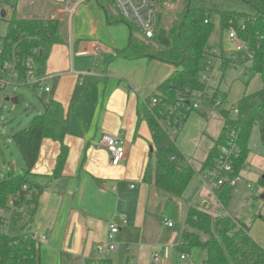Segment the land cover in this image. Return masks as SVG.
<instances>
[{"label": "crops", "instance_id": "1", "mask_svg": "<svg viewBox=\"0 0 264 264\" xmlns=\"http://www.w3.org/2000/svg\"><path fill=\"white\" fill-rule=\"evenodd\" d=\"M104 10V15L99 12L92 17L87 31L73 21L66 38L61 36L52 46L45 66L51 90L38 97L61 102L71 125L64 138L68 155L61 175L52 176L61 142L48 137L42 140L30 173L42 188L32 222L35 231L47 236L41 245V264H98L97 247L107 241L111 223L120 228L118 249L108 255L111 264H154V248L162 264H187L188 259H181V254L188 255L182 249L181 234L191 205L213 216L225 211L249 225L252 237L264 246V187L253 191L252 186L251 194L232 190L223 207L216 191L204 184L203 165L224 124L223 117L218 123L210 117L211 106L189 114L177 138L185 161L195 169L183 199H170L144 181L152 131L142 115L143 103L174 66L130 48V33L122 17L118 13L112 18ZM97 45L101 51L96 53ZM104 134L125 139V157L118 165L111 163L109 152L98 142ZM247 165L244 179L235 188L244 183L242 187L250 189ZM21 168L15 173L24 172V163ZM172 202L183 207L180 228L179 221L165 216ZM188 256L199 264L192 252Z\"/></svg>", "mask_w": 264, "mask_h": 264}, {"label": "trees", "instance_id": "2", "mask_svg": "<svg viewBox=\"0 0 264 264\" xmlns=\"http://www.w3.org/2000/svg\"><path fill=\"white\" fill-rule=\"evenodd\" d=\"M248 1L256 6L257 13L247 17L244 29L237 23V13L225 9L218 10V13L222 29L237 28L240 38L249 45V51L252 52L251 75H260L263 85L252 92H245L231 110H220L224 124L220 136L208 153L203 171L216 165L221 156V147L228 144L232 133L237 135L239 146V155L234 158V174H240L248 163L251 153L250 138L256 125L260 128L264 145V0ZM211 11L193 6L191 0H186L180 19L172 24L175 29L172 34L174 43L169 49L151 46L150 50H145L142 42L134 39L133 25L122 18L130 28V48L140 55L163 60L174 66L173 72L161 82L157 90L143 103L142 108V115L152 131V154L143 179L170 199H183L195 174L193 166L185 161L177 145V138L189 114L197 110L180 108V111L170 113L168 108L176 103L180 93L186 89L203 88L200 75L207 56L209 38L214 29ZM8 23L9 35L27 53L40 47L37 59L41 72H45L52 46L61 41L59 18L13 15ZM229 63V59H226L224 70ZM240 63L244 61L240 60ZM153 97L157 98V102L151 105ZM42 101L43 112L34 115L27 127L12 134V140L22 156L24 172L15 173L11 170L0 179V208L7 207L9 200L23 191L24 185L27 186L31 194L28 200L31 214L27 224L33 222L42 189L30 178L31 170L39 157L42 140L48 137L61 142L53 177L61 175L68 155L64 138L69 133L71 124L65 107L54 100ZM236 106L238 112L234 113ZM168 121L171 123L167 126ZM173 128L177 129L174 135ZM258 184L264 187V176L258 179ZM232 190L233 187L228 184L216 189L223 207L228 205ZM2 220L0 216V264H41L42 242L27 233L26 226L14 235L5 233L1 227ZM184 224L181 243L189 248L204 249L206 258L203 264H264V246L252 237L250 226L246 223L228 214L213 216L207 210L191 205ZM98 264H111V261H98Z\"/></svg>", "mask_w": 264, "mask_h": 264}, {"label": "rangeland", "instance_id": "3", "mask_svg": "<svg viewBox=\"0 0 264 264\" xmlns=\"http://www.w3.org/2000/svg\"><path fill=\"white\" fill-rule=\"evenodd\" d=\"M189 1V0H188ZM21 2H25V7L21 8ZM78 0H0V33L5 34L6 22L13 15L16 17H57L60 20V35L66 38L67 33H70L73 26V21L84 30H89L92 17H97V13L105 14L107 10L110 17L118 14L112 0H84L76 5L74 12H69L67 7L73 5ZM193 6L211 11L212 21L214 23L213 32L209 38L208 46H224L227 44L228 31L222 29L220 24V15L218 10L225 9L237 13L238 24H244L248 16H253L257 13L256 6L248 0H191ZM18 3V4H17ZM188 3V2H187ZM18 5V6H17ZM159 11L155 18L156 36L154 39L147 40L141 32L133 26L134 39L142 42L145 50H150L151 46L160 49H169L173 46L172 34L175 29L172 24H175L181 17L182 11L186 5V0H159L157 2ZM15 6V7H14ZM17 7V9H15ZM5 11L6 15L1 16ZM102 15V17H103ZM124 23V22H123ZM129 33V25L125 22ZM222 46V47H223ZM233 50H235L233 48ZM234 57L236 63H229L223 73L221 82V91L223 97L227 92L225 108L231 110L235 104L241 99L245 92H252L262 87L263 82L260 75H251L250 69L240 63L239 53L235 50ZM246 75L248 77L246 78ZM19 95V102L15 103L11 98ZM43 97V95H42ZM0 104L2 105V123H0V179H3L11 170L22 171V156L12 140V134L24 127H27L34 115L40 114L44 110V103L38 97V94L32 87L21 86L15 90L7 92L6 97L0 91ZM211 118L214 122L223 121L221 108H208ZM191 116L196 114L192 111ZM217 122V123H218ZM251 154L248 158L250 171L248 176L251 177L253 191L255 188L261 187L258 184V179L264 176V145L261 141L260 128L256 125L253 128L250 138ZM24 171V170H23ZM244 183H240L233 191L252 193L251 188H243ZM247 208V207H246ZM183 207L172 202L166 208L165 216L174 219L177 227H181V218ZM25 220L21 219L17 223L10 226L8 233L11 235L17 234L21 230V226ZM183 251L188 255L192 252L196 258V263L203 264V257L206 251L202 248L182 247Z\"/></svg>", "mask_w": 264, "mask_h": 264}, {"label": "built area", "instance_id": "4", "mask_svg": "<svg viewBox=\"0 0 264 264\" xmlns=\"http://www.w3.org/2000/svg\"><path fill=\"white\" fill-rule=\"evenodd\" d=\"M84 0H78L73 5L67 7L69 12H74L76 5ZM159 0H112L119 15L128 23L132 24L141 32L144 38L150 40L156 36L155 18L159 11L157 2ZM241 25V24H240ZM5 34L0 33V91L3 97L10 90H15L21 86H29L41 98L42 95L51 90L50 78L51 75L46 72H41V66L37 59L40 53V47H35L30 52H26L19 42H15L13 37L8 32V20L6 22ZM244 29L245 25L242 24ZM228 31L226 47L209 46L206 49V59L201 70L200 81L203 85L201 89H186L185 92L180 93L175 104L168 109L170 113L180 111V108L186 110H200L206 106L212 108H225L226 98L223 97L221 91V82L224 73V63L229 59L230 63H236L234 51L239 53L240 60L246 63V68L250 69L252 61L250 56L252 52L249 51V45L243 41L238 29L231 27ZM233 48L235 50H233ZM101 51V45H97L95 52ZM248 75H246V78ZM19 96V95H18ZM50 100H46L49 102ZM157 98L153 97L151 105L156 104ZM238 112L237 106L234 108V113ZM178 117V115H177ZM181 119V118H180ZM177 120V119H176ZM0 123H2V105L0 104ZM171 122H167V126ZM177 129H172V134H176ZM237 135L230 134V140L227 145H222L221 156L216 165L208 170L203 171L202 177L204 184L212 191L224 184L235 187L241 180H243V171L248 168L244 166L240 174H234V158L239 155V146L237 144ZM99 144L107 149L110 155L111 163L114 165L120 164L126 153L125 139L120 135L104 134L99 139ZM247 187L251 188L252 183L247 182ZM31 194L26 185L23 186V191L15 194L8 202V206L0 208V216L3 218L2 229L8 233L12 224L24 219L25 222L21 229L25 227V231L44 242L47 238L45 234H41L34 230L32 223L27 224L31 207L28 200ZM222 214H227L225 211ZM168 226H173V222L165 219ZM120 228L117 224L111 223L107 234V241L98 245L97 249L100 255L98 261L108 259V255L118 249L116 235ZM9 234V233H8ZM181 259H188L187 264H194L192 257L186 254H181ZM154 264H162V257L160 252L154 248L152 254Z\"/></svg>", "mask_w": 264, "mask_h": 264}, {"label": "water", "instance_id": "5", "mask_svg": "<svg viewBox=\"0 0 264 264\" xmlns=\"http://www.w3.org/2000/svg\"><path fill=\"white\" fill-rule=\"evenodd\" d=\"M5 15H6V12L3 11V12L1 13V16L4 17ZM11 99H12V101L15 102V103H18V102H19V98H18L17 96H15V97H13V98H11Z\"/></svg>", "mask_w": 264, "mask_h": 264}]
</instances>
